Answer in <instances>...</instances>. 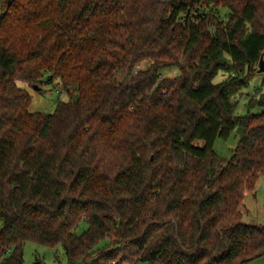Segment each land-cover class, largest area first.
Wrapping results in <instances>:
<instances>
[{
    "label": "trees",
    "instance_id": "1",
    "mask_svg": "<svg viewBox=\"0 0 264 264\" xmlns=\"http://www.w3.org/2000/svg\"><path fill=\"white\" fill-rule=\"evenodd\" d=\"M262 54L264 0H9L0 15V264H24L27 241L61 244L69 264L264 255V225L241 211L264 176V72L247 113L233 101ZM173 66L180 74L163 76ZM220 71L229 75L215 81ZM44 73L69 99L31 112L17 80L40 86ZM233 132L226 159L215 141Z\"/></svg>",
    "mask_w": 264,
    "mask_h": 264
},
{
    "label": "rangeland",
    "instance_id": "2",
    "mask_svg": "<svg viewBox=\"0 0 264 264\" xmlns=\"http://www.w3.org/2000/svg\"><path fill=\"white\" fill-rule=\"evenodd\" d=\"M9 0H0V15L5 10ZM149 61L141 62L140 68H145ZM251 83L240 88L233 101L237 102V113L244 114L249 111L246 105L248 98L258 93L260 89L261 79L263 78L258 71ZM180 74L179 68L173 66L163 71V76L175 77ZM228 72L220 71L215 81H222L228 77ZM18 86L26 89L31 95V105L29 110L31 112L53 113L56 103L58 101H67L69 95L67 91L61 88L59 79L52 80L48 73H44L43 83L40 86L30 84L26 81L17 80ZM262 107L256 106L250 109L251 112L261 111ZM230 138H218L215 141L214 149L219 155L226 159H230L233 155L234 149L237 146L239 136L233 132ZM254 190H248L245 193V198L241 206L243 221L248 224L264 225V176H260ZM3 221L0 219V228ZM87 223H83L87 227ZM37 261H42L46 264H69L65 249L61 244L56 246L45 245L35 241H27L24 245V264H37ZM128 264V263H123ZM243 264H264V255L244 262Z\"/></svg>",
    "mask_w": 264,
    "mask_h": 264
},
{
    "label": "water",
    "instance_id": "3",
    "mask_svg": "<svg viewBox=\"0 0 264 264\" xmlns=\"http://www.w3.org/2000/svg\"><path fill=\"white\" fill-rule=\"evenodd\" d=\"M259 72H264V54L261 55L260 61H259ZM37 86V85H36Z\"/></svg>",
    "mask_w": 264,
    "mask_h": 264
},
{
    "label": "built area",
    "instance_id": "4",
    "mask_svg": "<svg viewBox=\"0 0 264 264\" xmlns=\"http://www.w3.org/2000/svg\"><path fill=\"white\" fill-rule=\"evenodd\" d=\"M114 264V263H113Z\"/></svg>",
    "mask_w": 264,
    "mask_h": 264
}]
</instances>
